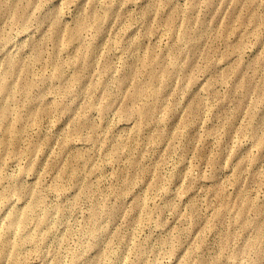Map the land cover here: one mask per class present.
<instances>
[{
	"label": "rangeland",
	"instance_id": "rangeland-1",
	"mask_svg": "<svg viewBox=\"0 0 264 264\" xmlns=\"http://www.w3.org/2000/svg\"><path fill=\"white\" fill-rule=\"evenodd\" d=\"M0 264H264V0H0Z\"/></svg>",
	"mask_w": 264,
	"mask_h": 264
},
{
	"label": "bare ground",
	"instance_id": "bare-ground-1",
	"mask_svg": "<svg viewBox=\"0 0 264 264\" xmlns=\"http://www.w3.org/2000/svg\"><path fill=\"white\" fill-rule=\"evenodd\" d=\"M19 248H17V250H18Z\"/></svg>",
	"mask_w": 264,
	"mask_h": 264
}]
</instances>
